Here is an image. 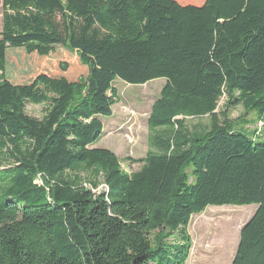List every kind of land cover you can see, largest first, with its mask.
I'll use <instances>...</instances> for the list:
<instances>
[{
	"label": "trees",
	"instance_id": "1",
	"mask_svg": "<svg viewBox=\"0 0 264 264\" xmlns=\"http://www.w3.org/2000/svg\"><path fill=\"white\" fill-rule=\"evenodd\" d=\"M2 8L0 264H187L192 217L213 206L257 207L232 264H264V0ZM118 79L165 80L130 174L94 148Z\"/></svg>",
	"mask_w": 264,
	"mask_h": 264
},
{
	"label": "rangeland",
	"instance_id": "2",
	"mask_svg": "<svg viewBox=\"0 0 264 264\" xmlns=\"http://www.w3.org/2000/svg\"><path fill=\"white\" fill-rule=\"evenodd\" d=\"M2 18L3 8L2 0H0V38L2 32ZM164 85L165 80L163 79L154 80L146 85H128L119 79L114 82V88L116 89L119 97L118 103L113 107V117L102 118L104 131L101 135V139L94 146V148L107 149L116 154L122 163L124 172L126 173L130 174L139 170L141 167L140 161L147 156L148 151L151 149L149 145L150 133L148 128V119L153 104L157 99H159ZM225 101V98L221 100L219 104L220 108L224 106ZM27 113L30 116H40L41 109L39 107L28 105ZM243 115V109L241 107H237L235 110L231 111L230 119L238 121ZM258 118V114L254 112L249 118H247V121H257ZM208 124V118L188 120V125L191 127H205ZM252 127L256 128L257 126L254 124ZM249 129L251 130V127ZM260 140L264 142V134ZM223 220L230 221L232 220V217H229V213H226L222 214L219 219H215L212 222H222ZM226 226V224H222V227ZM217 227L218 225H212L210 230L218 229ZM220 230L222 231V229ZM191 234L193 236V246L194 243H197L198 239L200 240V237H198L193 228H191ZM207 235L208 233L205 234V236ZM210 245L217 248L218 252H221L222 255H225L226 247L229 248L230 246V240L227 236H219L216 238V243L212 242ZM195 247L196 249H199V245L196 244ZM219 260L220 261L212 259L208 262V264L223 263L224 258ZM193 261L191 260L189 264H193ZM206 263L207 262H202V264Z\"/></svg>",
	"mask_w": 264,
	"mask_h": 264
},
{
	"label": "crops",
	"instance_id": "3",
	"mask_svg": "<svg viewBox=\"0 0 264 264\" xmlns=\"http://www.w3.org/2000/svg\"><path fill=\"white\" fill-rule=\"evenodd\" d=\"M256 210V206H213L209 207L201 215L193 216L189 226V234L193 240L191 234V228H193L198 237H200V240L198 239L196 243L199 245V249H196V244L194 243L189 262L194 260L193 264H202V262H207L206 264H208L212 259L220 261L219 259L224 258L223 263L220 262L219 264H232L237 253L242 228L252 218ZM226 213H229V217H232V220H223L222 222L220 221L216 223L212 222L215 219H219L222 214ZM222 224H226L227 226L222 227ZM212 225H218V229L210 230ZM220 229H222V231ZM206 233H208L207 236H205ZM219 236H227L230 240V246L229 248L226 247L225 255H222L221 252H218L217 248L210 245L212 242L216 243V238ZM189 262L187 264H189Z\"/></svg>",
	"mask_w": 264,
	"mask_h": 264
}]
</instances>
